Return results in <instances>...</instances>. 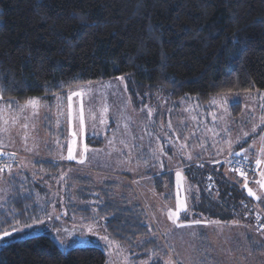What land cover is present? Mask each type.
Returning <instances> with one entry per match:
<instances>
[{
    "label": "trees",
    "instance_id": "1",
    "mask_svg": "<svg viewBox=\"0 0 264 264\" xmlns=\"http://www.w3.org/2000/svg\"><path fill=\"white\" fill-rule=\"evenodd\" d=\"M118 76L128 77L135 100L138 94L162 92L172 100L193 97L206 106L216 96L264 92V0H0V97L14 113L28 99H40L52 108L72 89ZM241 110V104H232L231 116L238 118ZM6 114L3 110L1 118ZM5 138L9 140L7 133L0 134V140ZM60 140L54 141L60 145ZM94 140L88 142L99 147L100 141ZM21 152L3 147L0 141V169H4L0 180L6 179L12 191L11 197L0 202V221L4 222L0 227L10 230L13 214L20 227L33 226L0 240V264H108L107 252L99 246L67 244L68 237L83 234L92 216L87 178L71 187L63 178L73 165L54 159L33 162L34 174L42 179L31 178L28 170L11 172L20 166ZM244 161L254 170L249 176L255 177L254 164ZM224 165L186 172L191 187L198 188L193 204L205 212L195 216L224 224L247 223L262 237V249L258 248L264 251V203L257 204L248 196L241 187V175L238 182L232 181ZM18 176L29 179L30 191L25 193L16 185ZM55 178L61 186L58 190L49 187ZM155 185L160 193L164 191L163 182L155 179ZM97 187L104 189L99 185L93 189ZM73 195L80 204L73 201ZM50 196L55 212L61 211L59 217L48 205ZM59 198L65 201L62 210ZM99 208L109 209L107 214L110 211L108 205ZM104 226L108 238L130 246L140 258L153 254L158 258L163 250L139 205L118 208ZM54 232L61 235L57 241ZM247 238L257 250L256 238Z\"/></svg>",
    "mask_w": 264,
    "mask_h": 264
},
{
    "label": "rangeland",
    "instance_id": "2",
    "mask_svg": "<svg viewBox=\"0 0 264 264\" xmlns=\"http://www.w3.org/2000/svg\"><path fill=\"white\" fill-rule=\"evenodd\" d=\"M129 89L128 77L118 76L72 89L61 95L52 108L38 99L40 104L37 109L22 108L23 104L19 106L18 113H14L15 109L0 99V110H7L6 119L0 116V134L5 136L7 133L9 139L0 141L3 147L23 150L17 157L20 166L11 172L28 170L32 172L28 174L31 178L42 179L41 175L34 174L33 162L54 159L66 166L73 165L64 172L63 178L71 187L77 180L87 178L88 207L92 216L82 228V235L71 238L66 234L65 237L69 238V241L66 239L69 247L94 245L104 249L108 264H150L153 259L155 261L151 264L157 261L166 264L169 259L173 264H264V251L260 252L258 248L262 249L263 239L253 233L256 231L253 227L241 221L224 224L207 220L205 215L195 216V213L205 212L196 209L193 204L192 197L198 195V188L191 187L186 173L189 170L204 172L213 165L224 163L223 171L232 181L238 182L240 172L233 170L230 162L236 157L249 160L256 167V176H242L241 187L247 183L248 188L261 199L250 196L244 187L248 196L257 204L264 203V188L259 184L264 180L260 175L264 172V92L216 96L203 106L193 97L172 100L162 92L138 94L135 100ZM74 91L84 92L83 126L79 122L81 97L73 96L72 116H69L67 96ZM232 104H241L242 113L236 119L231 116ZM43 116L46 118L43 119ZM47 127L52 128L53 134ZM74 131L77 143L73 155L76 159H68ZM58 137H63L64 141ZM89 138L100 141V146L91 145ZM54 140H60L61 144ZM47 142L53 143L43 145ZM85 143L90 151L81 164L79 161L84 157ZM29 149L31 151L27 153ZM257 159L262 161L259 166ZM177 171L182 174L179 188L175 175ZM18 177L20 181L16 185L22 187L25 193L30 191L29 179ZM63 179L60 180L64 183ZM155 179L164 183L162 193L158 191ZM57 182L59 180L55 178L54 182H49V187L58 190L61 186H57ZM94 185L104 189H93ZM11 195L6 179L0 180V202H5ZM178 197L185 200L186 209L179 208ZM72 199L77 201L74 195ZM58 201L61 210L66 208L64 200L59 198ZM51 202L52 196L48 198V205L59 217L61 211L55 212ZM190 203L193 205L191 209ZM81 205L85 206V203ZM105 205L110 206L108 214L109 209L99 208ZM136 205L145 211L153 227L152 237L158 238L163 247L157 253L158 258L154 254L140 258L130 246H124L110 237L111 244L101 239L106 236V218L118 208H133ZM169 211L179 212L175 222L168 216ZM65 217H68L67 213ZM195 220L202 223H191ZM75 222L82 223V220ZM179 224L185 227H179ZM60 236L57 237L54 232L52 237L57 239ZM248 236L256 238L254 244L257 250L250 246Z\"/></svg>",
    "mask_w": 264,
    "mask_h": 264
},
{
    "label": "snow or ice",
    "instance_id": "3",
    "mask_svg": "<svg viewBox=\"0 0 264 264\" xmlns=\"http://www.w3.org/2000/svg\"><path fill=\"white\" fill-rule=\"evenodd\" d=\"M120 79H123L122 77ZM83 95H84V92L83 91H74V92H71V94H69L67 96V100H68V108H69V116L71 117L72 116V112H71V109H72V104H71V101H72V98L73 96H77V97H81V104H80V107H79V122H80V125L83 126L84 124V107H83V101H82V98H83ZM0 99H2V97H0ZM39 104H40V101L36 98H31V99H28L26 101V104L24 106H22V108H27V107H31L33 109H37L39 107ZM106 111V110H105ZM151 114V110H149V115ZM72 136H73V139L71 141V145L69 148H68V159H76V157L73 155V151H74V148H75V145L77 143L75 137H76V132L74 131L72 133ZM110 143H112L110 141ZM121 143H124L123 141H121ZM127 147V145H125ZM90 151L88 145L85 143L83 145V153H84V157L82 159H80V163L83 164L85 162V160L87 159V156L86 154ZM160 151H162V148L160 149ZM14 155V154H13ZM154 155H155V151H154ZM262 161L257 159L256 160V164L259 166L261 165ZM163 166V165H161ZM8 167L9 171L11 170V166L8 165L6 166ZM235 170V169H234ZM4 169H0V172H3ZM176 179H177V187L179 188L180 187V181L182 179V174L181 172L177 171L176 172ZM240 175L241 176H244L245 173L243 171L240 172ZM261 177H264V172H261L260 173ZM259 184H260V187L261 188H264V180H261L259 181ZM245 188H247L248 190V194L250 196H255V198L257 200H260L261 197L260 196H257L255 192H253V190L251 188H248V185L247 183H245L244 185ZM178 205H179V208L180 209H186L187 205L185 203V200L184 199H180L178 197ZM23 215V214H21ZM168 216L170 218H174V222L176 219L179 218V212H173V211H169L168 212ZM49 218H51V216L49 215ZM29 219H35L36 222L38 223H43L44 221L38 217H32L30 216ZM12 224H13V227L9 230L7 228H3V227H0V240H3L5 237H9L11 236L14 232H17V231H23L24 228H31L33 225L30 224V223H25L23 225V227H20L19 226V220L17 219V216L16 214H13L12 217H11V221H10ZM191 223L193 224H201L202 221L200 220H195V221H192ZM4 224L3 221H0V226H2ZM179 227H185L184 224H179L178 225ZM102 240H104L106 243L108 244H111L112 242L108 240V237L107 236H102L101 237ZM146 264V262H145ZM166 264H173V261L171 259H169Z\"/></svg>",
    "mask_w": 264,
    "mask_h": 264
},
{
    "label": "built area",
    "instance_id": "4",
    "mask_svg": "<svg viewBox=\"0 0 264 264\" xmlns=\"http://www.w3.org/2000/svg\"><path fill=\"white\" fill-rule=\"evenodd\" d=\"M231 165H232L233 170L235 169V171L237 170L239 172L243 171L245 174H250V173H252V171H254L252 166L249 163H247L243 160H240L239 158L238 159H232Z\"/></svg>",
    "mask_w": 264,
    "mask_h": 264
},
{
    "label": "bare ground",
    "instance_id": "5",
    "mask_svg": "<svg viewBox=\"0 0 264 264\" xmlns=\"http://www.w3.org/2000/svg\"><path fill=\"white\" fill-rule=\"evenodd\" d=\"M240 160H243V159H240ZM244 161V160H243ZM230 166H231V168H232V165H231V162H230ZM233 169V168H232Z\"/></svg>",
    "mask_w": 264,
    "mask_h": 264
}]
</instances>
